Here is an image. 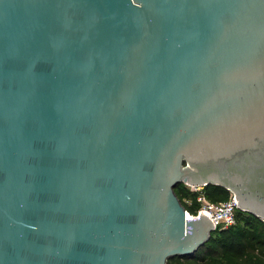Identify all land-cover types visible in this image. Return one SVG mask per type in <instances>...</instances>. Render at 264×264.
<instances>
[{
  "label": "water",
  "instance_id": "obj_1",
  "mask_svg": "<svg viewBox=\"0 0 264 264\" xmlns=\"http://www.w3.org/2000/svg\"><path fill=\"white\" fill-rule=\"evenodd\" d=\"M264 218V0H0V264H167Z\"/></svg>",
  "mask_w": 264,
  "mask_h": 264
},
{
  "label": "trees",
  "instance_id": "obj_2",
  "mask_svg": "<svg viewBox=\"0 0 264 264\" xmlns=\"http://www.w3.org/2000/svg\"><path fill=\"white\" fill-rule=\"evenodd\" d=\"M201 190L209 200H225L230 191L226 188L207 184ZM174 192L181 203L190 211H195L196 192L190 191L185 183H177ZM184 197L192 199L190 205ZM170 260V262H169ZM264 264V222L256 215L241 209L235 211V223L216 226L209 238L190 255L173 256L167 264Z\"/></svg>",
  "mask_w": 264,
  "mask_h": 264
},
{
  "label": "built area",
  "instance_id": "obj_3",
  "mask_svg": "<svg viewBox=\"0 0 264 264\" xmlns=\"http://www.w3.org/2000/svg\"><path fill=\"white\" fill-rule=\"evenodd\" d=\"M190 191L196 192L195 201L197 207L195 211H190L185 207V212L190 218L198 217L201 211L207 213L214 223V226H229L235 223V211L238 209L237 202L234 200V195L230 193L229 197L225 200L213 201L209 200L200 186L188 185ZM183 201L186 205L192 203V199L189 197H184ZM264 222V218H260Z\"/></svg>",
  "mask_w": 264,
  "mask_h": 264
},
{
  "label": "rangeland",
  "instance_id": "obj_4",
  "mask_svg": "<svg viewBox=\"0 0 264 264\" xmlns=\"http://www.w3.org/2000/svg\"><path fill=\"white\" fill-rule=\"evenodd\" d=\"M169 262H170V260H169ZM170 264H173V262L171 261V263Z\"/></svg>",
  "mask_w": 264,
  "mask_h": 264
}]
</instances>
